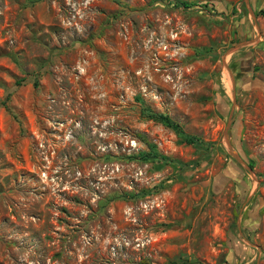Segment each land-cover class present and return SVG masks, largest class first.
<instances>
[{
    "label": "rangeland",
    "instance_id": "1",
    "mask_svg": "<svg viewBox=\"0 0 264 264\" xmlns=\"http://www.w3.org/2000/svg\"><path fill=\"white\" fill-rule=\"evenodd\" d=\"M185 1L0 0V264H264V0Z\"/></svg>",
    "mask_w": 264,
    "mask_h": 264
},
{
    "label": "trees",
    "instance_id": "2",
    "mask_svg": "<svg viewBox=\"0 0 264 264\" xmlns=\"http://www.w3.org/2000/svg\"><path fill=\"white\" fill-rule=\"evenodd\" d=\"M178 3L187 6L189 5L187 1L185 0H178ZM205 49L197 52V54H201ZM144 115L154 121L159 122L163 126L169 128L173 131V133L177 136V139L183 143L190 144L193 146L197 151H200L202 153L206 152L210 149L213 142L207 141L202 139L197 134L187 133L183 130L182 126L174 119H172L169 115L162 112H154L151 111L147 106H144L143 111ZM130 158H137L143 161H161L163 163H167L171 165L173 168H176L177 170H182L186 168L187 166H193L198 164L199 158L190 160L188 162H183L181 160H178L174 157L167 156L163 153L158 152L152 143H148V149L145 151H139L134 155H129Z\"/></svg>",
    "mask_w": 264,
    "mask_h": 264
},
{
    "label": "water",
    "instance_id": "3",
    "mask_svg": "<svg viewBox=\"0 0 264 264\" xmlns=\"http://www.w3.org/2000/svg\"><path fill=\"white\" fill-rule=\"evenodd\" d=\"M227 70H228V73H229V75H230V77H231V72H230V70H229V68L227 67ZM233 79H232V77H231V85H232V103L234 102V90H233ZM231 108H232V105H231ZM232 155H235L233 152H232Z\"/></svg>",
    "mask_w": 264,
    "mask_h": 264
}]
</instances>
